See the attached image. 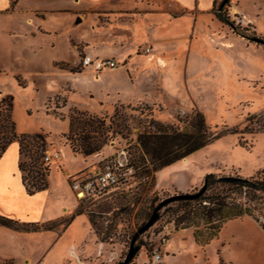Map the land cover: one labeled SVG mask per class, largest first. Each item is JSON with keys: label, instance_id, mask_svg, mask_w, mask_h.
<instances>
[{"label": "rangeland", "instance_id": "rangeland-1", "mask_svg": "<svg viewBox=\"0 0 264 264\" xmlns=\"http://www.w3.org/2000/svg\"><path fill=\"white\" fill-rule=\"evenodd\" d=\"M27 4L20 12H0V99H10L15 132H40L44 153L57 152L58 158L47 162L46 188L28 195L15 173L18 154L12 142L0 156V215L39 225L14 233L0 227V264H117L124 260L136 229L161 200L196 190L206 173L248 177L264 168V132L244 130V124L252 128L264 120V0H227L222 11L229 23L199 17L191 38L172 40L173 55L160 53L157 74L142 75L137 85L127 82L123 67L98 72L96 78L92 68L74 65L83 54L74 41L98 44L109 30L107 25L95 27L96 14L85 0ZM180 30L181 24L176 25L177 35ZM138 98L144 101L134 103ZM192 109L200 111L212 129L234 127L236 132L221 134L185 160L159 168L154 186H149L132 161L139 155L132 147L135 133L150 119L181 125L178 119ZM72 110L103 116L105 122L116 110V120L125 127L94 156L84 158L71 152L63 138ZM18 160L24 162L20 173L29 183L31 159L21 154ZM117 162L129 169L117 190L82 201L76 198L68 176L87 174L104 163L118 166ZM170 208V203L163 204L158 218L137 235L133 244L138 250L126 264H152L154 254L159 264H264V210L257 208L256 219L243 215L227 220L201 245L193 241L192 227L173 228ZM51 222L54 226L42 227Z\"/></svg>", "mask_w": 264, "mask_h": 264}, {"label": "trees", "instance_id": "trees-1", "mask_svg": "<svg viewBox=\"0 0 264 264\" xmlns=\"http://www.w3.org/2000/svg\"><path fill=\"white\" fill-rule=\"evenodd\" d=\"M220 2L215 5L216 0H213L210 12L217 21L229 23L228 15L222 11L225 2L223 4ZM61 66L66 68L67 65ZM68 69L78 72L72 67ZM261 116L264 118V114ZM250 118L251 116L248 115L245 121H249ZM179 121L181 125L150 119L146 127L135 133L132 147L139 150V155L134 156L132 161L140 169V174H143L146 180L148 179L149 186H154V172L159 168L186 157L221 134L236 132L234 127L221 131L212 129L197 109H192L183 118L178 119ZM124 127L125 125H121L116 120V110L106 122L103 116L72 110L67 115V130L63 138L71 152L85 157L98 152L107 140ZM249 127L244 124V130L248 132H264V120L252 128ZM27 139L30 142L26 141ZM13 141L17 144L18 156L22 154L31 159L27 163L30 182L28 183L25 176L20 173V181L25 193L30 195L45 189L48 163L41 160L45 146L44 135L40 132L16 133L11 118V102L5 96L0 99V156ZM23 166L24 162L18 160L17 168L20 172ZM221 176L206 173L200 183L202 191L197 197L165 203H170L172 206L169 209L168 221L172 222L173 228L178 230L192 227L191 236L197 244L208 243L227 220L243 215L256 219L258 215L256 212L264 210V168L248 177L235 176V179L227 180ZM78 212L80 211L76 210V213ZM90 223L93 225L91 220ZM0 225L25 231L36 230L39 227L37 223H19L2 215H0ZM52 226H54L53 222L44 224L42 227ZM260 226L264 231V225ZM92 230L95 232L94 228Z\"/></svg>", "mask_w": 264, "mask_h": 264}, {"label": "crops", "instance_id": "crops-1", "mask_svg": "<svg viewBox=\"0 0 264 264\" xmlns=\"http://www.w3.org/2000/svg\"><path fill=\"white\" fill-rule=\"evenodd\" d=\"M123 1L130 2L131 5L126 7L121 6L120 3ZM156 1L85 0L87 9L92 8V13L96 14L95 27L107 25L109 30H107L105 37L99 39L98 44L97 42L88 44L82 40L74 41V44L77 45V52L79 51L83 54L93 56V58H113L119 63V66L115 69H106L100 72L112 71L123 67V74L127 77V82L130 85H137L139 83L137 80L142 75L148 77L153 76L155 73L157 74L159 68L156 65L159 54L172 53L173 55L174 53L173 49L175 45L172 40L175 38H191L193 25L199 17H207L210 20L215 18L210 14L213 0H165L164 2L160 1V3ZM28 2L30 0H0V12L16 13L23 11L27 7ZM33 11L37 12L40 10L33 9ZM235 12L240 17V20L245 22L237 6ZM25 21H29L30 23L31 18L27 17ZM187 21L191 22L190 28H187ZM180 24V34L178 33L177 35L175 27ZM198 31L201 32L200 30ZM159 32L163 35L157 36ZM145 46L148 47L146 51L143 50ZM138 48H140V51H137ZM76 58L72 59L70 63L75 61ZM94 76L97 78L99 74L94 73ZM141 101L144 100L138 98L134 103ZM116 103L127 102L118 100ZM11 144H13L17 151L16 143L12 142ZM89 156H94V154L85 157ZM17 162L18 155L14 161V167L17 178L19 179L20 171L17 168ZM64 172L69 171L66 169ZM155 188L158 189L156 185ZM172 190H177V188L173 187ZM0 227H3L11 233L18 231L2 225ZM18 232L22 231L19 230ZM9 258L13 260V257L8 256L7 259Z\"/></svg>", "mask_w": 264, "mask_h": 264}, {"label": "built area", "instance_id": "built-area-1", "mask_svg": "<svg viewBox=\"0 0 264 264\" xmlns=\"http://www.w3.org/2000/svg\"><path fill=\"white\" fill-rule=\"evenodd\" d=\"M143 50H148V47L145 46ZM74 65H78L81 68L88 66L97 74L102 70L116 68L119 63L113 58H93L82 54L77 58ZM44 152L41 157L44 163L58 158L57 152ZM123 164L125 162H117L118 166L104 163L100 168H95L87 174H80L73 178L68 176L70 178V188L79 201L85 198L99 197L114 188H118L123 183L127 173H129L127 167L120 168ZM159 261V255L154 254L151 258L152 264H159Z\"/></svg>", "mask_w": 264, "mask_h": 264}, {"label": "water", "instance_id": "water-1", "mask_svg": "<svg viewBox=\"0 0 264 264\" xmlns=\"http://www.w3.org/2000/svg\"><path fill=\"white\" fill-rule=\"evenodd\" d=\"M227 0H221L220 4H223L224 2H226ZM251 40L256 41V42H260V39L257 37H252ZM221 178L223 179H227V180H231V179H235V176H229V175H222ZM202 191V185H200L196 190L192 191V192H182V193H175L173 195L168 196L167 198H165L164 200H161L153 209L150 217L146 220V222H144L141 226H139L135 233L133 234V236L130 239V243L128 246V250L127 253L124 257V260L117 263V264H126L134 255V253L138 250V245H134V241L137 237L138 234L142 233L144 230H146L157 218H158V212L157 210L166 202L168 201H173V200H177V199H193L195 197H197Z\"/></svg>", "mask_w": 264, "mask_h": 264}, {"label": "bare ground", "instance_id": "bare-ground-1", "mask_svg": "<svg viewBox=\"0 0 264 264\" xmlns=\"http://www.w3.org/2000/svg\"><path fill=\"white\" fill-rule=\"evenodd\" d=\"M113 69H115V68H113ZM184 160H185V158H184Z\"/></svg>", "mask_w": 264, "mask_h": 264}]
</instances>
